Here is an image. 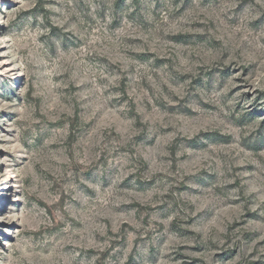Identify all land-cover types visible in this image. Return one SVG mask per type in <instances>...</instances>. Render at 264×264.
<instances>
[{"label":"rangeland","instance_id":"374dc122","mask_svg":"<svg viewBox=\"0 0 264 264\" xmlns=\"http://www.w3.org/2000/svg\"><path fill=\"white\" fill-rule=\"evenodd\" d=\"M0 264H264V0H0Z\"/></svg>","mask_w":264,"mask_h":264}]
</instances>
